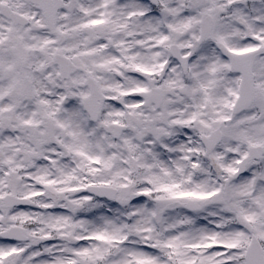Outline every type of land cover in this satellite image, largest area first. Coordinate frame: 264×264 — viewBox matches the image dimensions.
<instances>
[{
  "label": "snow or ice",
  "instance_id": "snow-or-ice-1",
  "mask_svg": "<svg viewBox=\"0 0 264 264\" xmlns=\"http://www.w3.org/2000/svg\"><path fill=\"white\" fill-rule=\"evenodd\" d=\"M0 264H264V0H0Z\"/></svg>",
  "mask_w": 264,
  "mask_h": 264
}]
</instances>
